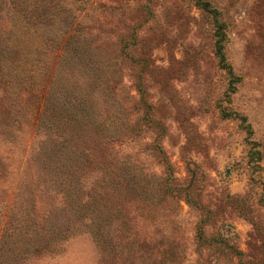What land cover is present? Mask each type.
I'll return each mask as SVG.
<instances>
[{"label": "rangeland", "instance_id": "obj_1", "mask_svg": "<svg viewBox=\"0 0 264 264\" xmlns=\"http://www.w3.org/2000/svg\"><path fill=\"white\" fill-rule=\"evenodd\" d=\"M116 1L129 6L122 21L137 37L123 66L127 116L144 118V128L131 145L84 147L113 168L128 160L139 181L131 189L124 182L122 191L100 182L99 197L123 207L110 227L108 262L89 225L72 216V235L58 239L51 252L30 253L22 264H264V0L212 1L226 25V56L242 79L231 97L230 76L214 54L215 21L197 0ZM12 29L2 32L3 44L8 38L14 45ZM44 84L32 62L20 59L14 69L13 54L8 68L0 63L2 263L14 246V225L25 221L44 236L67 222L64 199L37 160L46 138L35 126ZM228 107L247 117L253 135L239 120L222 117ZM257 148L260 159L252 153ZM101 179L102 173L90 172L86 184ZM164 182L173 195L161 191ZM200 227L208 240L219 234L231 240L235 251L200 246Z\"/></svg>", "mask_w": 264, "mask_h": 264}, {"label": "trees", "instance_id": "obj_2", "mask_svg": "<svg viewBox=\"0 0 264 264\" xmlns=\"http://www.w3.org/2000/svg\"><path fill=\"white\" fill-rule=\"evenodd\" d=\"M212 1L197 0V5L215 21L214 54L220 68L230 76L231 97L242 79L226 56V25L219 20L221 14ZM125 8L129 6L116 0H14V4L12 0H0V37L2 32L10 35L14 27V45L8 38H3L4 44L0 41V63L8 68L14 54V69L20 59L32 62L44 78L35 126L46 138L39 145L37 160L43 161L64 199V211H68L67 222L59 228L51 226L44 236L39 229H30L25 221L14 225V246L0 264H22L32 252H51L58 239L72 235V216L89 225V232L108 262L113 247L110 227L123 214V207L99 197L100 182L111 190L122 191V184L129 181L127 189H131L139 181V173L133 172L128 160L113 162V168L112 163L95 161L85 149L87 143L102 148L128 141L131 145L144 128V118L133 122L127 116L123 66L130 58L127 50L136 46L137 37L134 29L130 31L126 21H122ZM136 85L142 107L145 103L141 73L137 74ZM221 114L225 119L239 120L248 136L253 135L246 116L229 107L222 108ZM150 127L157 124L151 120ZM90 137L93 141L87 142ZM33 153L31 163L35 159ZM252 153L260 159L258 148ZM34 166L32 163L31 171ZM90 172L102 173V179L92 186L86 184ZM169 189L164 182L161 191L173 195ZM197 240L200 246L209 244L235 251L229 245L231 240L220 234L208 240L203 227L197 232Z\"/></svg>", "mask_w": 264, "mask_h": 264}]
</instances>
